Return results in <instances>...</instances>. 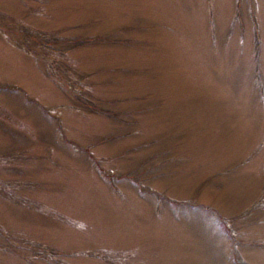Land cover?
Instances as JSON below:
<instances>
[{
    "label": "rangeland",
    "instance_id": "rangeland-1",
    "mask_svg": "<svg viewBox=\"0 0 264 264\" xmlns=\"http://www.w3.org/2000/svg\"><path fill=\"white\" fill-rule=\"evenodd\" d=\"M0 264H264V0H0Z\"/></svg>",
    "mask_w": 264,
    "mask_h": 264
}]
</instances>
